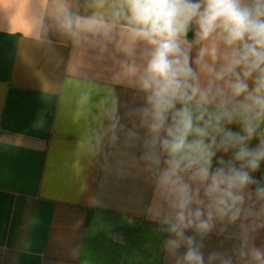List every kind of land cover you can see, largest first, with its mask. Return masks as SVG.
I'll return each instance as SVG.
<instances>
[{"label":"clouds","instance_id":"9594fccd","mask_svg":"<svg viewBox=\"0 0 264 264\" xmlns=\"http://www.w3.org/2000/svg\"><path fill=\"white\" fill-rule=\"evenodd\" d=\"M30 23L71 44L81 106L103 93L82 148L144 174L169 264H264V0H34ZM90 52L111 86L81 79ZM115 86L140 101L128 123ZM212 234L232 248L205 254Z\"/></svg>","mask_w":264,"mask_h":264},{"label":"crops","instance_id":"0c3cea01","mask_svg":"<svg viewBox=\"0 0 264 264\" xmlns=\"http://www.w3.org/2000/svg\"><path fill=\"white\" fill-rule=\"evenodd\" d=\"M33 14L34 0H0V264H169L165 234L146 212L144 174L105 171L82 148L103 93L81 106L79 91L65 87L71 44L54 30L36 39ZM93 55L81 79L111 86ZM115 92L124 118L140 101L130 89ZM233 243L212 234L204 251ZM255 243L264 246V231Z\"/></svg>","mask_w":264,"mask_h":264}]
</instances>
